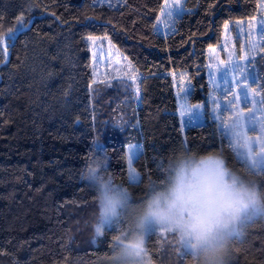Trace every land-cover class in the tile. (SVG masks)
<instances>
[{
    "label": "trees",
    "instance_id": "obj_1",
    "mask_svg": "<svg viewBox=\"0 0 264 264\" xmlns=\"http://www.w3.org/2000/svg\"><path fill=\"white\" fill-rule=\"evenodd\" d=\"M165 1L0 0V35L8 44L0 60V264L113 259L111 250L136 229L126 214L93 242L95 193L81 176L94 161L139 203L180 148L217 150L234 166L242 160L216 121L189 126L184 137L175 85L191 80L190 100L206 101L208 49L221 41L226 24L257 19L260 0H183L161 30ZM95 36L120 50L137 82L95 78ZM262 57L240 60L259 77L260 101ZM133 144L143 147L133 164L138 182L128 175ZM261 236L264 219L249 222L230 264H264V254L254 253ZM145 246L144 264H189L170 232L151 233Z\"/></svg>",
    "mask_w": 264,
    "mask_h": 264
},
{
    "label": "clouds",
    "instance_id": "obj_2",
    "mask_svg": "<svg viewBox=\"0 0 264 264\" xmlns=\"http://www.w3.org/2000/svg\"><path fill=\"white\" fill-rule=\"evenodd\" d=\"M264 152L237 165L217 150L180 148L164 165L146 197L134 202L129 187L99 166L81 179L94 193L93 242L114 222L130 214L139 240L152 228L176 236L189 264H230L235 241L249 222L264 219ZM108 264H144L139 247L117 243Z\"/></svg>",
    "mask_w": 264,
    "mask_h": 264
},
{
    "label": "rangeland",
    "instance_id": "obj_3",
    "mask_svg": "<svg viewBox=\"0 0 264 264\" xmlns=\"http://www.w3.org/2000/svg\"><path fill=\"white\" fill-rule=\"evenodd\" d=\"M165 2L166 3L164 4V7L161 11V16L158 19L161 30H163L165 27L163 24L164 20L170 22L174 16L180 14L184 1L166 0ZM168 11H171V16L165 15V13ZM262 15H264V13L258 16L257 19H253L250 22L237 21L234 24L229 23L227 29L224 30V34L218 45L208 49L206 53L208 63L207 72L211 89L206 101L193 102L190 100L191 91L193 90V84L191 80H186L183 78L175 85L179 118L184 137L187 127L196 126V124H205L207 123V120L216 121L221 131L224 132V128H222L220 125L223 124L231 126L232 122L237 118L238 115L244 118L243 126L247 136L255 138L260 135L258 130H249L247 120V117L253 114H255L257 119H263V114L256 111L257 109L261 108L258 91L260 88L259 77L251 72L252 66L250 64L244 63V61L250 57H255L259 53H264V51H261L259 48H257L255 51L250 49L251 42L259 43L262 39L261 32L264 31V28H262L261 24ZM90 48L92 49L95 78L101 79L114 77L116 80L125 79L126 81H130L132 84L139 80L140 77L133 76V72L131 70H124V68L127 67V59H125L118 48H114L112 46L107 37L95 36L91 38ZM230 54L231 59L229 58ZM241 59L245 60L240 61ZM237 63L241 67L233 70V66ZM225 69H228L227 78L224 74ZM245 77H247V79H245ZM244 87L249 90H255L254 92L249 91L247 104L242 94V88ZM252 101H256L255 107L251 106ZM228 106H230L231 110L225 111V108ZM214 113L218 119L214 118ZM131 146V149L130 146L127 148V158L128 155L131 154V168L135 172V177L130 178L129 165L128 175L131 182H138L140 176L133 164L135 159L142 152L143 147L138 144H133ZM252 146L256 150L259 149V143L255 140H253ZM237 151L238 150L236 149V152ZM240 151H242V149H240ZM112 226L113 225L109 226L107 229L112 228ZM153 232L168 233V231L162 228H152L141 241L138 238L139 234L137 230H135V232L131 234L132 236L130 240L122 239L119 241V243L121 245H132L139 247L144 257V262H146L145 242L147 237ZM260 240L262 241V244L259 245V250H254L255 247L252 250H254V253L257 252L258 254H264V236H261ZM253 256L257 255L254 254Z\"/></svg>",
    "mask_w": 264,
    "mask_h": 264
},
{
    "label": "snow or ice",
    "instance_id": "obj_4",
    "mask_svg": "<svg viewBox=\"0 0 264 264\" xmlns=\"http://www.w3.org/2000/svg\"><path fill=\"white\" fill-rule=\"evenodd\" d=\"M259 7L261 8L262 13H264V0H260ZM171 14H172L171 11H168L165 13V15L167 16H171ZM24 23H25L24 18L21 15L17 19V24L20 27H23ZM261 24H262V28H264V15H262L261 17ZM227 27L228 25L226 24L225 29H227ZM9 35H14L11 29L9 30ZM261 36H262V39L259 43L257 42L250 43V49L252 51H255L257 48H259L261 51H264V31L261 32ZM7 52H8V44L5 42V36L0 35V60L6 59ZM229 58L231 59V54ZM262 59H264V57H262ZM240 67L241 66L237 63L236 65L233 66V70H236ZM224 74H225V77L227 78L228 69L224 70ZM245 79H247V77H245ZM136 91L138 93L139 89L137 88ZM249 91L254 92L255 90L254 89L249 90L246 87L242 88V94L244 96L246 104L248 102ZM260 103L264 104V99H262ZM255 104H256V101L251 102L252 107H255ZM228 110H231L230 106L225 108V111H228ZM256 111L264 114V107H261L257 109ZM214 118L218 119L215 113H214ZM243 119H244L243 117L238 115L237 118L232 122L231 126H227L223 124H221L220 126L224 128V132L222 133V135L228 136L230 138L229 143L232 144L238 150L237 155H239L242 159H245V158H251L252 150H253V146H252L253 140L259 143L258 150L261 152H264V119H257L255 114L247 117L249 130L251 131L258 130L260 132V135L255 138L247 136L246 132L244 131ZM131 147L132 146H130V149ZM240 149H242V151H240ZM93 163L99 166V162L94 161ZM260 163L264 165V159H262ZM131 164H132V156L131 154H129L128 155L129 175H130V178H134L135 172L131 168ZM89 168L91 169L92 167H89Z\"/></svg>",
    "mask_w": 264,
    "mask_h": 264
},
{
    "label": "crops",
    "instance_id": "obj_5",
    "mask_svg": "<svg viewBox=\"0 0 264 264\" xmlns=\"http://www.w3.org/2000/svg\"><path fill=\"white\" fill-rule=\"evenodd\" d=\"M141 154V153H140Z\"/></svg>",
    "mask_w": 264,
    "mask_h": 264
}]
</instances>
